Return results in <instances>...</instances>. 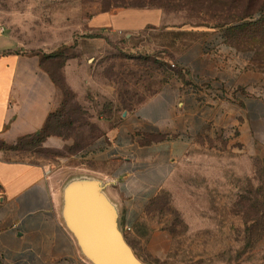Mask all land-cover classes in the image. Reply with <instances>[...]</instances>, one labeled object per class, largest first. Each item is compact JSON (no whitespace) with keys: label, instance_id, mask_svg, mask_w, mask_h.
<instances>
[{"label":"rangeland","instance_id":"obj_1","mask_svg":"<svg viewBox=\"0 0 264 264\" xmlns=\"http://www.w3.org/2000/svg\"><path fill=\"white\" fill-rule=\"evenodd\" d=\"M123 10L146 22L88 24ZM0 27L49 71L56 105L48 126L61 138L51 148L0 136V160L56 169L60 191L72 178L61 165L75 164L72 156L101 134L100 121L121 122L165 83L189 81L182 69H244L247 86L255 72L256 141L264 147V0H0ZM67 63L78 69L75 80L85 78L80 98L61 72ZM234 135L191 137L149 211L154 228L167 232L165 250L133 249L144 264H264V224L245 221L264 216V154L250 153L248 139Z\"/></svg>","mask_w":264,"mask_h":264},{"label":"crops","instance_id":"obj_2","mask_svg":"<svg viewBox=\"0 0 264 264\" xmlns=\"http://www.w3.org/2000/svg\"><path fill=\"white\" fill-rule=\"evenodd\" d=\"M154 12L149 15L155 16L153 22ZM122 19H136L134 25L128 24L133 28L146 22L134 11L123 10L97 15L88 24L97 28L109 20L116 27L126 26ZM22 45L0 27V136L11 142L39 131L56 105L49 71L40 69ZM67 66L61 70L65 82L80 98L79 81L86 84L85 78L75 80L78 69ZM182 70L189 81L165 83L133 110L122 113L121 122L100 121L101 134L72 156L75 164L61 165L67 176L101 181L134 250H165L167 232L154 228L149 206L165 188L192 136L194 142L235 132L237 140L248 139L250 153L264 154L256 141L261 136V104L255 97L260 86L255 72L247 86L244 69ZM245 91L251 94L248 98ZM58 139L48 136L43 146L59 147ZM46 168L0 160V264H90L61 220L60 186L53 183L58 172Z\"/></svg>","mask_w":264,"mask_h":264},{"label":"water","instance_id":"obj_3","mask_svg":"<svg viewBox=\"0 0 264 264\" xmlns=\"http://www.w3.org/2000/svg\"><path fill=\"white\" fill-rule=\"evenodd\" d=\"M63 224L90 264H144L121 232L101 181L72 177L61 189Z\"/></svg>","mask_w":264,"mask_h":264},{"label":"trees","instance_id":"obj_4","mask_svg":"<svg viewBox=\"0 0 264 264\" xmlns=\"http://www.w3.org/2000/svg\"><path fill=\"white\" fill-rule=\"evenodd\" d=\"M157 6H159V5H157ZM50 117H52L51 114H48L47 119H46V121H45L43 127H42L39 131H37L36 133L30 134V135L22 136V137H20L19 139H22V138L36 139V140H35L36 143H37L38 145H40V144H42V143L45 141V139H46L48 136H51V135L59 136V134H56V133H53V132H50V131H49V126H48V125H49ZM33 141H34V140H33ZM33 141H32L31 143H34ZM156 198H157V197H156ZM156 198H155V199H156ZM155 199H153V200L151 201L150 206H149V209H150L151 204L153 203V201H154ZM260 205L263 206L264 203H260ZM250 206H251V205H250ZM245 221H246V222H249V223H254V222H256V223H263V224H264V216L260 215V216L252 217L251 215H247V216L245 217ZM250 231H251V230H249V233H250Z\"/></svg>","mask_w":264,"mask_h":264}]
</instances>
